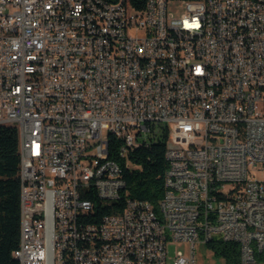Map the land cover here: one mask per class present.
Listing matches in <instances>:
<instances>
[{"label": "built area", "instance_id": "obj_1", "mask_svg": "<svg viewBox=\"0 0 264 264\" xmlns=\"http://www.w3.org/2000/svg\"><path fill=\"white\" fill-rule=\"evenodd\" d=\"M0 124L19 134L21 264H225L214 238L264 264V0H0ZM159 136L155 206L124 162Z\"/></svg>", "mask_w": 264, "mask_h": 264}, {"label": "trees", "instance_id": "obj_2", "mask_svg": "<svg viewBox=\"0 0 264 264\" xmlns=\"http://www.w3.org/2000/svg\"><path fill=\"white\" fill-rule=\"evenodd\" d=\"M138 147L130 153L132 165H125L124 162L127 196L147 199L157 206L164 192L165 175L169 167L167 139L159 136L148 144L143 145L142 142ZM19 169L18 128L0 124V264H21L15 256L21 234ZM126 200L118 203L119 210L125 206ZM208 247L225 264H239V243L214 238Z\"/></svg>", "mask_w": 264, "mask_h": 264}, {"label": "bare ground", "instance_id": "obj_3", "mask_svg": "<svg viewBox=\"0 0 264 264\" xmlns=\"http://www.w3.org/2000/svg\"><path fill=\"white\" fill-rule=\"evenodd\" d=\"M130 11H138V4H130ZM17 122V114H2V123ZM114 135V128L104 129V139H111ZM143 140H134V147H138ZM221 146H233L237 145L236 136H221ZM124 207H131V199H127Z\"/></svg>", "mask_w": 264, "mask_h": 264}, {"label": "rangeland", "instance_id": "obj_4", "mask_svg": "<svg viewBox=\"0 0 264 264\" xmlns=\"http://www.w3.org/2000/svg\"><path fill=\"white\" fill-rule=\"evenodd\" d=\"M169 9L176 16H179L187 10V6L180 1H173L169 4ZM259 175H261V173H259ZM169 249H170V255L173 256L177 249L183 250L185 253H187L188 252V245L185 243L174 242V243L170 244ZM201 257H202V255H201V253L199 251V247H198V258L200 261H201ZM205 261H207L208 264H222V263H220V261L218 259L213 258V255L211 253H209L207 255V259L203 260V262H205Z\"/></svg>", "mask_w": 264, "mask_h": 264}]
</instances>
